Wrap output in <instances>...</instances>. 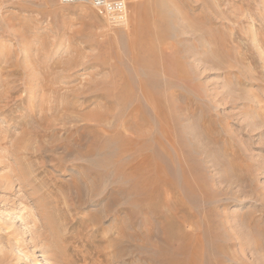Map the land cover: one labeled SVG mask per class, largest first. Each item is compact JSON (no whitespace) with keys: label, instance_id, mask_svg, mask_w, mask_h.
Instances as JSON below:
<instances>
[{"label":"rangeland","instance_id":"obj_1","mask_svg":"<svg viewBox=\"0 0 264 264\" xmlns=\"http://www.w3.org/2000/svg\"><path fill=\"white\" fill-rule=\"evenodd\" d=\"M126 74L170 92L161 171L86 126ZM0 264H264V0H0Z\"/></svg>","mask_w":264,"mask_h":264},{"label":"bare ground","instance_id":"obj_2","mask_svg":"<svg viewBox=\"0 0 264 264\" xmlns=\"http://www.w3.org/2000/svg\"><path fill=\"white\" fill-rule=\"evenodd\" d=\"M135 8H136V6H135ZM133 46L136 47V41H133ZM135 49H137V47ZM138 71H139V69H138ZM138 74H139V72H138ZM136 76H137V74H136ZM130 78L128 77V75L125 78L123 77V79L121 78L122 80L121 79L120 80H121L122 84L120 83L121 84L120 86H119V83H117L118 82L117 81V82H115V84L117 86L114 84L115 86H113V87L110 86L111 88L110 87L109 88L103 87L96 92L93 91V92H90L88 94H87V92H84L85 93L83 96V98H84L83 102L84 103L90 102L92 98L93 99L96 98V100L101 99L103 97L107 98V102L105 103V107H104L105 109L104 110L92 112L89 114L88 117L84 116V118L86 117L85 120L87 121L86 126H89V127L91 126V127H94L95 129H99V130H107V131L109 130V131H112L113 133H115L116 137L119 139V147H116L117 151L119 152V154H121L123 156L135 155L134 153L139 154V152H140L141 154H139V155L143 156V159L141 160V158H142L141 157L138 160H134V161L132 160L131 163L128 165L130 169H133L132 171H138L139 169L144 167V165H146V164H148L151 168H155V169L161 171V169H163V165L160 162L158 163L155 160L154 153L152 155V152L146 153L145 151L147 149H148V151L151 149H154V144L152 143L154 136H155L154 142L158 143L159 147L162 150H168V149H166L167 148L166 142H169L170 144L173 143L172 142L173 141L172 135L174 133V124H173L171 119H172V116L174 113H173V109L170 108V100H169L170 99V92L168 94L166 93V96L163 97L164 98L163 99L162 97H160L162 94H160V96H159V94H156V92H154L152 90L151 84L148 80H146L143 77H140L138 75L139 84H137L136 87H134V86L130 87L129 86V85H131V79ZM124 86L128 87V89L126 88V90L122 91L123 92L122 94H124V95L120 96V97H116L117 95L114 96L115 93L121 91L120 88L123 87L122 89H125ZM138 91L142 92L141 95H143L142 97L144 98V102H142L141 99H139V98L134 99V100L130 99V101H129V97L131 95H136ZM30 95H32V94H30ZM31 97L32 96H30L28 101L31 100ZM159 97L162 99H160ZM165 99H166V101H165ZM62 106L63 107L59 108V110L64 114V113H66L65 111L68 110L67 108L69 106H65V105H62ZM111 106L112 107L113 106H121L125 110L123 112H121L120 118H118V119L116 118V120L114 121L115 123L114 122L111 123V121H110V124H109V121L107 120V119H109V116L107 117V114L111 111V108H112ZM149 109L154 114V116H155L154 118L156 119L155 121H151V119H149L148 116L146 117L143 114L144 111L149 110ZM64 117H66V116H64ZM72 118L74 119V117H72ZM105 122L108 123L109 126H107ZM65 123H63V124L65 125ZM145 125L149 127V129L146 131L143 129V127ZM127 131H131L132 133L135 134V136L133 134L127 135L126 134ZM159 134H161L162 137H160ZM83 141H81V142H83ZM79 144H80V142H79ZM172 146H174V145H172ZM88 149H90V148H88ZM135 158H133V159H135Z\"/></svg>","mask_w":264,"mask_h":264},{"label":"built area","instance_id":"obj_3","mask_svg":"<svg viewBox=\"0 0 264 264\" xmlns=\"http://www.w3.org/2000/svg\"><path fill=\"white\" fill-rule=\"evenodd\" d=\"M64 4L89 3L104 10L114 23L125 20L127 14V0H61Z\"/></svg>","mask_w":264,"mask_h":264}]
</instances>
